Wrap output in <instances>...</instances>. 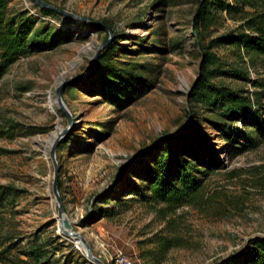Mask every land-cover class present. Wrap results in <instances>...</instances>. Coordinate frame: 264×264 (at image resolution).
Wrapping results in <instances>:
<instances>
[{
	"label": "rangeland",
	"instance_id": "obj_1",
	"mask_svg": "<svg viewBox=\"0 0 264 264\" xmlns=\"http://www.w3.org/2000/svg\"><path fill=\"white\" fill-rule=\"evenodd\" d=\"M46 1L107 27L44 13L33 0L9 1L11 10L62 29V37L52 49L16 60L0 79L3 232L19 237L23 247L45 245L54 252L52 264H92L74 239L59 243L65 237L50 144L62 134L55 155L64 213L105 264H113L104 253L115 248L143 264L140 243L157 233L177 234L183 243L159 264H215L264 236V141L231 157L216 127L220 121L193 93L201 44L219 59L204 73L209 83L250 97L259 90L250 80H261V67L241 61L218 40L236 32L239 22L223 16L216 26L197 30L191 20L198 0L165 7L157 0ZM108 31L110 43L103 45ZM232 69L243 78L230 75ZM59 86L71 119L57 103ZM167 139L173 151L200 158L208 147L222 160L196 201L165 218L157 208L133 203L84 223L95 195L137 184L142 163L151 160L141 154L154 155Z\"/></svg>",
	"mask_w": 264,
	"mask_h": 264
},
{
	"label": "trees",
	"instance_id": "obj_2",
	"mask_svg": "<svg viewBox=\"0 0 264 264\" xmlns=\"http://www.w3.org/2000/svg\"><path fill=\"white\" fill-rule=\"evenodd\" d=\"M9 1L0 0V79L16 60L52 49L62 37V29L39 23L26 10H11ZM176 1L157 0L155 4L165 7L174 5ZM40 9L44 13L58 15L54 10ZM223 16L239 22V29L218 40L231 46L234 55L241 61L246 58L252 66L261 67V80H250L259 90L251 93L250 97L241 94V91L209 83L204 73L208 66H215L219 59L209 46L201 44L203 59L200 76L194 84H197V90L193 93L197 100L209 105L220 121L216 125L219 136L230 156L235 157L257 148L264 141V0H198L191 23L197 30H207L216 26ZM64 18L73 20L71 17ZM92 24L98 29L107 27L102 22ZM229 74L243 78V73L238 70H229ZM0 151H3L2 148ZM201 151L204 156L200 158L173 151L167 139L154 155L150 151L143 152L141 156L150 155L151 160L142 163L137 184H130L128 190H105L96 194L84 223L112 216L133 203L157 208L164 218L176 209L194 203L210 174L222 168V160L213 151L208 147L201 148ZM2 207L3 196L0 195V210ZM2 220L0 212V264H52L53 251L42 244L20 246L23 240L3 232ZM63 236L65 239L59 243L66 242L68 237ZM56 240H59L58 235ZM140 244L138 258L142 259L143 264H159L170 249L183 245L182 238L174 233H157ZM68 245L71 246L70 243ZM215 264H264V236L250 238L235 255Z\"/></svg>",
	"mask_w": 264,
	"mask_h": 264
},
{
	"label": "water",
	"instance_id": "obj_3",
	"mask_svg": "<svg viewBox=\"0 0 264 264\" xmlns=\"http://www.w3.org/2000/svg\"><path fill=\"white\" fill-rule=\"evenodd\" d=\"M40 8H48L51 10L56 11L58 14H61L64 17H71L73 19H79V20H84L90 23H97L96 21H91L85 17H82L80 15H77L75 13H72L70 11L61 9L49 2H46L44 0H33ZM111 36L112 34L110 33V36L107 38V40L104 42L103 45H106L109 43V41L111 40ZM69 81H67L68 83ZM61 89L62 87L59 86L56 89V99H57V103L59 105V107L61 108V110L66 114V116H68L69 119H71L69 112L65 106V104L62 101V97H61ZM63 135L60 134L58 136L55 137V139L53 140V142L50 144V158L52 160L53 166H54V179H53V184H52V190L53 193L55 195V198L57 200V207H58V227L61 230V233L65 236H67L68 238H72L76 241V238L79 239V242L82 244L83 246V251L85 254V257L87 260H89L92 264H105L100 258L96 257L95 255H93L92 250H91V246L89 244V242L78 232L73 230L72 227V222L67 218V216L64 213V209H63V205H62V199L61 196L58 193L57 190V162H56V155H55V151H56V147L59 144L60 140L62 139Z\"/></svg>",
	"mask_w": 264,
	"mask_h": 264
},
{
	"label": "built area",
	"instance_id": "obj_4",
	"mask_svg": "<svg viewBox=\"0 0 264 264\" xmlns=\"http://www.w3.org/2000/svg\"><path fill=\"white\" fill-rule=\"evenodd\" d=\"M104 258L113 262V264H134L131 256L125 253L121 248H115L112 251L107 250L106 253H104Z\"/></svg>",
	"mask_w": 264,
	"mask_h": 264
},
{
	"label": "bare ground",
	"instance_id": "obj_5",
	"mask_svg": "<svg viewBox=\"0 0 264 264\" xmlns=\"http://www.w3.org/2000/svg\"><path fill=\"white\" fill-rule=\"evenodd\" d=\"M61 231V230H60ZM76 242L78 243V244H81L80 242H79V239L78 238H76ZM82 245V244H81ZM83 247V246H82Z\"/></svg>",
	"mask_w": 264,
	"mask_h": 264
}]
</instances>
